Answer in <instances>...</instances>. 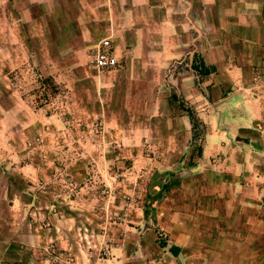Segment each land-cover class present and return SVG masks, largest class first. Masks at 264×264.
I'll return each mask as SVG.
<instances>
[{
    "label": "rangeland",
    "instance_id": "1",
    "mask_svg": "<svg viewBox=\"0 0 264 264\" xmlns=\"http://www.w3.org/2000/svg\"><path fill=\"white\" fill-rule=\"evenodd\" d=\"M155 1L137 8V75L124 77V57L97 71L69 38L52 45L44 5L0 0V225L17 230L3 261L176 264L155 217L161 201H181L192 173V182L219 178L227 150L264 151V45L232 27L253 13L201 20L181 12L186 0ZM198 57L216 69L201 73ZM160 182L171 186L158 195Z\"/></svg>",
    "mask_w": 264,
    "mask_h": 264
},
{
    "label": "crops",
    "instance_id": "2",
    "mask_svg": "<svg viewBox=\"0 0 264 264\" xmlns=\"http://www.w3.org/2000/svg\"><path fill=\"white\" fill-rule=\"evenodd\" d=\"M186 2L181 12L187 13V18L191 17L188 15L191 10L198 13L201 20L202 14L207 11L221 14L240 11L253 13L255 20L250 19V23L238 22L232 27L251 29L249 32L250 36L254 34V41H251L254 49L262 50L264 0ZM157 3L155 0H29L24 11L44 5V13H52L55 17V20L46 21L43 29L46 38L52 37L53 45L65 44L62 38L67 37L68 45L80 47L75 50L77 56L89 50L91 60L97 43L109 36L110 31L112 35L116 33L120 36L118 46L110 36L112 52L119 64L121 57H124L123 64L127 67L121 76L133 77L137 75V69L131 70L134 64L137 66V8L151 10ZM193 5L196 8H192ZM174 22L173 26L176 25ZM183 22L182 25H186ZM248 35L246 33L238 38ZM198 61L207 64L202 57H198ZM235 67L239 65L235 64ZM232 71L236 72L234 69ZM242 88L245 91L250 89L244 85H241ZM253 120L251 118L252 122L247 120L245 124H252ZM201 151L203 157L208 155V150ZM227 152L230 161L218 170L219 178L212 181L207 176L203 178L204 181L199 179L192 182V177L199 178L195 177L196 172L192 173L181 182V201L173 197L164 198L155 211V217L164 216L162 225L172 238L171 245L179 247L177 254L170 252L171 245L166 248V258L171 256L176 264H264V162L260 161L264 151L232 148ZM187 181H190V187ZM203 182L204 188L210 190L205 195L200 188ZM179 183L173 182L169 187L174 188ZM15 231L14 227L0 225V264H13L3 260L9 259L16 250L12 242Z\"/></svg>",
    "mask_w": 264,
    "mask_h": 264
},
{
    "label": "built area",
    "instance_id": "3",
    "mask_svg": "<svg viewBox=\"0 0 264 264\" xmlns=\"http://www.w3.org/2000/svg\"><path fill=\"white\" fill-rule=\"evenodd\" d=\"M93 67L97 70H109L119 65L118 60L112 52L110 36L101 39L95 48L92 60Z\"/></svg>",
    "mask_w": 264,
    "mask_h": 264
},
{
    "label": "trees",
    "instance_id": "4",
    "mask_svg": "<svg viewBox=\"0 0 264 264\" xmlns=\"http://www.w3.org/2000/svg\"><path fill=\"white\" fill-rule=\"evenodd\" d=\"M193 67H194L195 69L199 70L201 73H204V74H208V73H210V72L212 71V69H214V66H209V65L205 64L203 61H200V62H199V65H197V64H193ZM45 79H46V78H42L41 82H43ZM187 114H188V116H189V119H190V122H191L192 127H194V126H195V123H196V120H195L194 115H193L192 112H190L188 109H187ZM245 142H247V138L245 139ZM199 149H200V148H199ZM176 179H177V178H176ZM176 179H175V181H173V182H175V183L179 182V181H177L178 179H177V180H176ZM173 182H171V183H173ZM169 185H170V184H167V182H166L165 184L160 182V184L157 185V186H159V193H158V195L161 193L160 189H161L162 187H164V188L166 189V188L169 187ZM149 197H150V196H147V198L145 199V201H147ZM169 250H170L171 253H173V254H177L178 251H179V247H177V246H175V245H171V246L169 247Z\"/></svg>",
    "mask_w": 264,
    "mask_h": 264
}]
</instances>
